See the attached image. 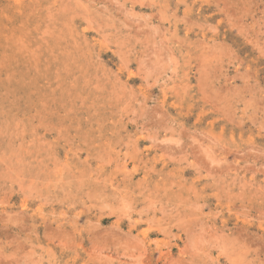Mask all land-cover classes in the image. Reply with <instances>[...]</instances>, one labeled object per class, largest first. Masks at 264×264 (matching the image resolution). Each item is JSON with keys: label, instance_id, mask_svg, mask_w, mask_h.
I'll return each instance as SVG.
<instances>
[{"label": "rangeland", "instance_id": "obj_1", "mask_svg": "<svg viewBox=\"0 0 264 264\" xmlns=\"http://www.w3.org/2000/svg\"><path fill=\"white\" fill-rule=\"evenodd\" d=\"M0 264H264V0H0Z\"/></svg>", "mask_w": 264, "mask_h": 264}]
</instances>
